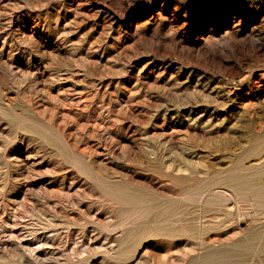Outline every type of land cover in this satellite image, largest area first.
I'll return each instance as SVG.
<instances>
[{
  "label": "rangeland",
  "instance_id": "1",
  "mask_svg": "<svg viewBox=\"0 0 264 264\" xmlns=\"http://www.w3.org/2000/svg\"><path fill=\"white\" fill-rule=\"evenodd\" d=\"M0 264H264V0H0Z\"/></svg>",
  "mask_w": 264,
  "mask_h": 264
}]
</instances>
